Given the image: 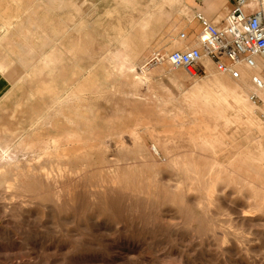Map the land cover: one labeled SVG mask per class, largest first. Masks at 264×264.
Returning a JSON list of instances; mask_svg holds the SVG:
<instances>
[{"label": "rangeland", "instance_id": "1", "mask_svg": "<svg viewBox=\"0 0 264 264\" xmlns=\"http://www.w3.org/2000/svg\"><path fill=\"white\" fill-rule=\"evenodd\" d=\"M187 3L0 0V264H264V95L149 64Z\"/></svg>", "mask_w": 264, "mask_h": 264}, {"label": "built area", "instance_id": "2", "mask_svg": "<svg viewBox=\"0 0 264 264\" xmlns=\"http://www.w3.org/2000/svg\"><path fill=\"white\" fill-rule=\"evenodd\" d=\"M231 9L223 23L211 21L203 12H197L201 30L197 45L187 44L183 49L155 53L149 60L152 66L170 63L182 68L192 76L207 73L206 62L234 80H242L243 70H253L257 89L264 88V0H228ZM179 39L185 43L189 36L182 31ZM256 104L260 97L257 91L251 94Z\"/></svg>", "mask_w": 264, "mask_h": 264}, {"label": "crops", "instance_id": "3", "mask_svg": "<svg viewBox=\"0 0 264 264\" xmlns=\"http://www.w3.org/2000/svg\"><path fill=\"white\" fill-rule=\"evenodd\" d=\"M187 3V9L190 13H192L191 18L188 19L187 27L185 31L188 33L189 40L186 44H189V46L197 45V36L201 30V26L199 21L195 19V14L197 12H203L211 21L221 24L223 23L226 15L228 14L229 10L231 9V4L228 0H186ZM1 10H0V22H1ZM143 30V29H142ZM253 70H243V78L242 80H246V78H250L252 80V83L254 84L253 77L255 74L259 73H253ZM229 77V76H228ZM216 85L220 88V93L217 94L215 99V105L212 108L211 112H214L215 115L220 116L225 111V106L228 104L229 97L233 98L235 104H237L239 107L243 103V98L239 94V91H249L251 86H247L246 84L236 85L227 88L226 86H223V84L220 81H216ZM254 91L257 93H261V96L264 95V88L263 89H257L255 84L252 86ZM199 90L201 88H198ZM197 89V90H198ZM222 89V90H221ZM249 95L248 97H250Z\"/></svg>", "mask_w": 264, "mask_h": 264}, {"label": "bare ground", "instance_id": "4", "mask_svg": "<svg viewBox=\"0 0 264 264\" xmlns=\"http://www.w3.org/2000/svg\"><path fill=\"white\" fill-rule=\"evenodd\" d=\"M1 33V32H0ZM251 97V96H250Z\"/></svg>", "mask_w": 264, "mask_h": 264}]
</instances>
